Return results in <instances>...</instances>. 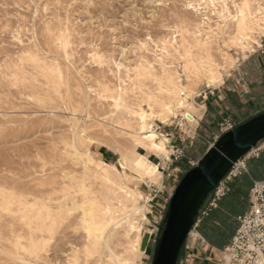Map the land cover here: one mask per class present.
Listing matches in <instances>:
<instances>
[{
  "label": "rangeland",
  "instance_id": "374dc122",
  "mask_svg": "<svg viewBox=\"0 0 264 264\" xmlns=\"http://www.w3.org/2000/svg\"><path fill=\"white\" fill-rule=\"evenodd\" d=\"M205 1L0 0V264H113L88 237L84 208L94 222L110 215L119 221L138 210L141 253L135 263H152L170 198L219 134L221 121L215 117L224 115L219 107L220 100L228 104L225 93L250 105L242 114L229 110L225 119L234 125L264 112V33H255L251 50L223 47L234 35V23L214 13L222 0H214L216 8ZM225 1L231 16L235 5L249 16L264 15V0ZM189 4H200L201 10L196 13ZM165 43L163 56L159 49ZM205 52L218 65L227 53L233 66L215 89L204 82L191 87L194 96L188 102L199 116L188 121L173 108L163 123L153 100L170 102L168 91L188 86L183 66L187 60L204 61ZM148 64L153 69L147 70ZM209 95L219 115H207ZM148 104L154 113L145 123L168 140V160L156 154L147 158L158 167L160 185L123 180L143 196L131 205L119 190L102 184L101 171L86 155L90 151L105 162V149L108 164L122 174L121 155L131 151L140 132L138 120L127 111L141 108L149 114ZM195 229L178 264H214L219 252L207 248ZM130 244L123 229L108 243L129 261Z\"/></svg>",
  "mask_w": 264,
  "mask_h": 264
},
{
  "label": "bare ground",
  "instance_id": "6f19581e",
  "mask_svg": "<svg viewBox=\"0 0 264 264\" xmlns=\"http://www.w3.org/2000/svg\"><path fill=\"white\" fill-rule=\"evenodd\" d=\"M201 1L203 3L206 2L205 0H201ZM224 1L225 0L221 1V6H220L221 9L218 10L215 7L214 0H209V3L211 5H213V8H216V9H214L216 11L214 13L221 15V17L223 18V21L230 20V22L232 21L234 23V25H233L235 27L234 35L233 36H229V35L227 36V39L224 41L223 47L230 48V47L234 46V47H237L238 49L242 50L243 52L246 50L253 49V46L256 45V39H255V37H253L255 35V33H264V28L261 27V25H262L261 23L263 22V24H264V15L261 18V17H258L259 15L257 12H254L253 16L252 15L249 16V14H247L244 11L245 9H242L240 7H237L238 5L237 6L235 5V7L233 6L235 8V11H234L235 15L231 16V14H229V12L227 11V5L224 3ZM191 5L193 6V7H191V9L194 12L197 13L201 10L200 4H198V5L191 4ZM224 13L227 15H225ZM241 13H243V15H241ZM262 13L263 12H261V14ZM232 29H234V28H232ZM218 30H221V27L218 26ZM232 32L233 31H231V33ZM215 36H216V40H217V38H219V37L217 36L216 33H215ZM199 39H201V38H199ZM173 40L174 41H172V44L174 45V44H176V40H175V38H173ZM172 44H171V46H172ZM200 44H201V42H200ZM205 45L206 44L204 43V46ZM141 46L144 49H146L145 45H141ZM166 46L167 45L165 43V44H163L162 48L159 49L161 52V55H163V56L168 53ZM178 48H180V47L178 46ZM209 52H205L204 58H202V59H204V61L201 60L202 62L198 61V63L197 62L194 63L191 60H187V62L183 66V69H184L183 72L186 75V78L188 79V86L182 87L181 90L176 89L173 91H171V90L168 91V95H170V98H171L170 102L161 101V102L157 103L155 101V99L153 100L154 104L155 103L158 104V109H159L158 118L163 123L168 122L169 116L173 114V110H172L173 108H175L176 112L180 113L183 116V119H187L188 121L192 120V118L193 119L196 118V117L195 118L190 117L191 115L199 116V112H197V109L194 107V105L188 102V100H190L194 96V92L191 88L192 86H194L198 82H204L206 87L215 89L216 87H218L219 85H221L223 83V73H225V71L227 69H229L233 66L234 61L227 53H223V55H222L223 56V63L221 65H218L217 63H214L210 59ZM181 57H182V55H181ZM160 62H162L161 58H160ZM169 66H170V64H169ZM147 67L149 68L147 70L153 69L151 67V65H149V64ZM117 68H118V65H117ZM166 69L167 68H165V66H164L162 69L164 73H166L165 72ZM174 72H172V73H174ZM165 81H167V80H165ZM172 81L168 79L167 82L170 85H172L173 88H176ZM179 82H175V84L179 83ZM163 85H165V84H163ZM178 86H180V85H178ZM150 104H148V106H147L148 110L150 111L149 114H147L141 108H138L136 111H134V110L127 111L130 114V117L132 116L138 120V130L140 132L138 134H135V136L132 140V143H131L132 147L130 148L131 151L127 155H123V156L121 155V159L119 160V164L121 166L120 168L123 170L122 174H119L117 168L114 165H110L108 163L103 162L102 160H96L95 158H93L90 151L89 152L87 151L88 153L86 155V160L88 161V163L92 164L94 166V168H96L98 171L99 170L101 171V173L99 175L100 177H98V176L97 177L101 179L102 184L105 185L106 187L111 188V189L119 190L121 192L124 200L130 202L131 205H132V203H135V202L141 200L143 198V196L141 193L126 187V185L123 184V180L124 179L125 180L137 179V180H140L142 182H145V184L147 183V185H150V186L160 185L161 180H162V176L158 171V167H157V165H154V164H151L150 162H148L147 158H148V155H150V154H156L160 158H163L164 160H168V157H167L168 156V150H167L168 140L164 136H161L158 133H156L150 124L145 123L146 117L150 118V115L154 113L153 108L151 107ZM117 107H118V105L114 101V108L116 109ZM121 107H122V105H121ZM76 134H77V132H76ZM76 134H75V136H76ZM138 149H142L144 151V153L143 154L138 153ZM84 165H86V164H84ZM127 169H129L132 172V174L131 173L129 174L127 172ZM122 206H124V204ZM106 212L108 213L107 210H105L104 213H106ZM84 216L87 218V222H88L85 225V230L87 231L88 237L92 238L94 246L97 247V249L101 253H105L106 256L108 257L109 261H111L113 264H136L135 260L139 257V255L141 253V247H140V241H141L140 229L141 228H140V224H139L140 222L136 223V218L138 217V210H135L130 215H127L126 217L122 218L119 221H116L115 216L110 217L111 216L110 215V216H107L106 218L103 217L104 219L100 222H94V219H93L92 215L90 214V211L88 208H84ZM144 219L145 218L143 216L142 219H140V220H144ZM84 222H85V219H84ZM118 229H123L124 237L128 241H130V243H131L129 246V250L131 252V254H130L131 260L130 261L124 259V257H123L124 254H123V256L122 255H116L109 248V245H108L109 240L112 239L116 235V232ZM37 244H39V243L37 242ZM126 258H127V256H126Z\"/></svg>",
  "mask_w": 264,
  "mask_h": 264
},
{
  "label": "water",
  "instance_id": "95a60500",
  "mask_svg": "<svg viewBox=\"0 0 264 264\" xmlns=\"http://www.w3.org/2000/svg\"><path fill=\"white\" fill-rule=\"evenodd\" d=\"M264 140V112L222 134L177 185L168 202L151 264H177L210 194L259 142ZM154 240V238H152Z\"/></svg>",
  "mask_w": 264,
  "mask_h": 264
},
{
  "label": "built area",
  "instance_id": "2783aa9c",
  "mask_svg": "<svg viewBox=\"0 0 264 264\" xmlns=\"http://www.w3.org/2000/svg\"><path fill=\"white\" fill-rule=\"evenodd\" d=\"M234 126L229 120L221 122L218 126L219 134L216 140L225 132L233 129ZM260 144L262 145L259 146ZM263 151L264 140L259 142L256 148L252 149L246 157L233 166L218 188L208 197L202 208L201 217L217 207L218 202L227 192L228 184L246 171V160L258 158ZM248 198L246 211L237 217L238 226L228 243L219 251L214 264H264V182H253ZM200 239L205 244V240L202 237Z\"/></svg>",
  "mask_w": 264,
  "mask_h": 264
},
{
  "label": "trees",
  "instance_id": "16d2710c",
  "mask_svg": "<svg viewBox=\"0 0 264 264\" xmlns=\"http://www.w3.org/2000/svg\"><path fill=\"white\" fill-rule=\"evenodd\" d=\"M229 99L231 100V104L237 108V112L242 114L240 110L241 105L237 100V97L231 95ZM210 102V98H208L206 103L208 113H214L216 115L215 109ZM255 115L249 116L248 118L246 117L241 122L235 124L234 127L243 124ZM101 154L104 157V161L108 163L107 156L110 153H108L105 149H102ZM245 167L246 171L243 172L241 176L234 178L228 184L227 192L220 199L217 207L207 213V215L201 217L198 225L196 226L195 230L200 237H202L207 244L215 249H223L234 234L238 226L237 217L242 215L248 207V194L253 182H264V151L258 158H250L246 160ZM190 169H188V171Z\"/></svg>",
  "mask_w": 264,
  "mask_h": 264
},
{
  "label": "crops",
  "instance_id": "0c3cea01",
  "mask_svg": "<svg viewBox=\"0 0 264 264\" xmlns=\"http://www.w3.org/2000/svg\"><path fill=\"white\" fill-rule=\"evenodd\" d=\"M231 95H234L233 93H225V97H227V100L226 101H228V104H226V105H224V103H223V101L222 100H220V103H222L223 105L221 106V107H219L220 109H223V114L224 115H221V116H218V117H215V119L217 120V121H224V120H226L225 118V116L231 111V109H235V111L237 112V108L233 105V104H231V100L229 99V97L231 96ZM235 97H236V95H234ZM208 98H210V101L211 100H213L212 99V96L211 95H209V97ZM208 98H207V100H208ZM214 100H216V98L214 99ZM237 100L240 102V107H241V112H242V110H245V111H248L249 110V107H250V105L248 104V103H244L243 101H241V100H239L238 98H237ZM206 103H207V101L205 102V105H206ZM211 103V102H210ZM212 104V103H211ZM207 106V105H206ZM214 109H216V108H214ZM230 110V111H229ZM218 111V110H217ZM216 110H215V113L217 114V115H219V112H217ZM238 113V112H237ZM259 113V112H258ZM258 113H256V114H258ZM208 114H211V113H208L207 112V115ZM239 114H240V112H239ZM255 115V114H254ZM251 116H253V115H251ZM248 118V117H247ZM221 122H219V123H217V125L219 126V124L221 123ZM263 182V181H262ZM230 240V239H229ZM205 245H206V247L207 248H209V249H212V250H216V251H220V250H218V249H215V248H213V247H211L209 244H207L206 242H205ZM182 252V251H181ZM181 254V253H180Z\"/></svg>",
  "mask_w": 264,
  "mask_h": 264
},
{
  "label": "snow or ice",
  "instance_id": "6c2138e0",
  "mask_svg": "<svg viewBox=\"0 0 264 264\" xmlns=\"http://www.w3.org/2000/svg\"><path fill=\"white\" fill-rule=\"evenodd\" d=\"M98 7H103L104 5H97ZM189 8L193 7L191 4L188 5ZM245 7H247V5H245ZM241 15H243V13H241Z\"/></svg>",
  "mask_w": 264,
  "mask_h": 264
}]
</instances>
